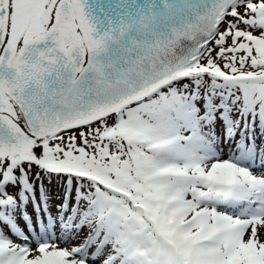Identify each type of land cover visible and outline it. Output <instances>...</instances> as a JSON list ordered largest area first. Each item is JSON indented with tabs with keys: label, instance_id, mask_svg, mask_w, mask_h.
Returning <instances> with one entry per match:
<instances>
[{
	"label": "snow or ice",
	"instance_id": "snow-or-ice-1",
	"mask_svg": "<svg viewBox=\"0 0 264 264\" xmlns=\"http://www.w3.org/2000/svg\"><path fill=\"white\" fill-rule=\"evenodd\" d=\"M0 264H264V0H0Z\"/></svg>",
	"mask_w": 264,
	"mask_h": 264
}]
</instances>
